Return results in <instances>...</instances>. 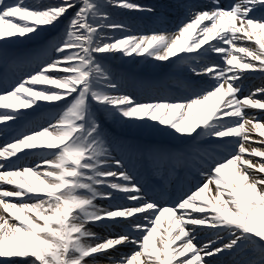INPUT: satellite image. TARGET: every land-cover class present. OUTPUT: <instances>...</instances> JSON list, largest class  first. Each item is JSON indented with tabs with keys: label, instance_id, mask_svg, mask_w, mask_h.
I'll list each match as a JSON object with an SVG mask.
<instances>
[{
	"label": "snow or ice",
	"instance_id": "obj_1",
	"mask_svg": "<svg viewBox=\"0 0 264 264\" xmlns=\"http://www.w3.org/2000/svg\"><path fill=\"white\" fill-rule=\"evenodd\" d=\"M258 12L264 0H0V264H264V87L243 94L264 76ZM126 58L184 66L185 94L137 99L113 67ZM40 102L58 114L33 117ZM184 173L199 180L172 198L163 185Z\"/></svg>",
	"mask_w": 264,
	"mask_h": 264
},
{
	"label": "bare ground",
	"instance_id": "obj_2",
	"mask_svg": "<svg viewBox=\"0 0 264 264\" xmlns=\"http://www.w3.org/2000/svg\"><path fill=\"white\" fill-rule=\"evenodd\" d=\"M262 15H264V14H262ZM113 16H114L115 19L120 20V21H124L126 23H129L133 27H134L133 23L137 24L138 25V28L134 27L137 30L148 31L151 28L158 26L152 20H150L148 18H145V17H143V19H140L137 16H131V15L123 16V15H120L119 14V10H113ZM38 37H40V36H36V37H34V39H36ZM24 42H27V41H24ZM116 61L119 62V63H121V64L128 63V65H130L131 68H134L135 70L143 71V72H146V73H148V72H151V73H154V72L161 73V70L164 67L162 65L154 64L152 62H144L143 60H137V61L133 62V61H131L130 58H126L123 61L120 60V59H117ZM216 62L217 63H220V61L218 59L216 60ZM170 68L173 69V70L171 72H169L168 71V68H167V70L165 72L166 74L164 76L157 77V78H148V79H146L144 81H141L140 79H138V77H134V76L128 74L127 72L126 73L128 75H130V77H128L127 75H125V74H123L121 72H119V73L121 75H124L126 77V79L128 80V82H129V86L127 87V90H130V91H133V92L135 90L138 92L140 90H144L145 88H147V87H137L136 86L137 83H143L144 85H147V86H149V85H160L163 88L166 87V88L171 89L170 87H168L171 82L175 81L176 84L180 85L181 82L187 80V79H185L183 77V73H182V72H185L187 70H186V68L184 66H172ZM135 80H138V82L135 81ZM250 82H259L261 84V87H264V77H258L255 74H251V75H249L247 78H245L243 80V85L246 86V90H249V92L254 90L252 88ZM165 94H167V97H180V96H183L182 94L176 93L174 91L173 92H161V90L159 91V93L157 95H153V96H161V97H164ZM132 95H133V93H132ZM153 96H151V97H153ZM144 97H145V99H148V98H150V95L146 94V95H144ZM40 103H42V102H40ZM41 105L43 106L44 104L42 103ZM252 111H255V110H252ZM255 112L259 113L258 111H255ZM37 116H38V114H37ZM261 119H264V118L261 117ZM160 132H161V135L160 136H157L155 134V130L150 129V128H146V129L132 128V130H131V133L132 134H144V136L147 135V136L151 137L152 139H160V138H165V137H172L175 140H177V138L174 137V136H169V135H167L166 133H164L162 131H160ZM143 144L144 143H142V145ZM151 146H152V144L149 145V147H151ZM35 159H36L35 157H29L28 159H22V160H20L19 163L21 165H23V164H30ZM134 171H136V170L134 169ZM136 174L138 175V178L140 179L141 183H145V178H146L147 175L145 174L144 170L143 169H139L138 171H136ZM152 180H153V185H154L153 187H156L157 188V186L155 185V180L154 179H152ZM197 180H199V177H197ZM0 211H2V210H0ZM99 233L101 235H104L106 233V230L101 227ZM199 238L201 240L205 239V237L203 235H200ZM122 251L125 252V249H122Z\"/></svg>",
	"mask_w": 264,
	"mask_h": 264
},
{
	"label": "rangeland",
	"instance_id": "obj_3",
	"mask_svg": "<svg viewBox=\"0 0 264 264\" xmlns=\"http://www.w3.org/2000/svg\"><path fill=\"white\" fill-rule=\"evenodd\" d=\"M185 75H186V76H189L188 73H186ZM57 114H58V113L55 111V115H57ZM125 129L128 130V129H130V128H124L123 130H125ZM95 231H98V228H97V227L95 228Z\"/></svg>",
	"mask_w": 264,
	"mask_h": 264
}]
</instances>
